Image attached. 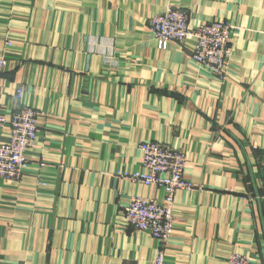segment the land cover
Here are the masks:
<instances>
[{
    "label": "crops",
    "instance_id": "0c3cea01",
    "mask_svg": "<svg viewBox=\"0 0 264 264\" xmlns=\"http://www.w3.org/2000/svg\"><path fill=\"white\" fill-rule=\"evenodd\" d=\"M167 7L239 27L223 81L192 39L158 48L148 20ZM0 57L6 117L38 112L21 178H0V264H153L156 242L123 216L133 195L163 198L124 176L146 141L180 149L192 183L165 263L264 264V0H0Z\"/></svg>",
    "mask_w": 264,
    "mask_h": 264
},
{
    "label": "built area",
    "instance_id": "2783aa9c",
    "mask_svg": "<svg viewBox=\"0 0 264 264\" xmlns=\"http://www.w3.org/2000/svg\"><path fill=\"white\" fill-rule=\"evenodd\" d=\"M188 16L184 9L167 7L164 12L152 15L148 20L150 32L159 49L164 50L170 42L179 44L193 40L189 57L199 67L205 68L217 79L227 76L229 60L232 57L231 42L239 27L227 21L214 19L200 22L194 27L187 24ZM6 45L9 47L10 42ZM6 64L0 57V68ZM22 87L16 91L19 98ZM37 114L30 106H20L9 118L0 108V129L7 127V139L0 140V178L5 181L18 180L27 166L26 152L34 145L37 137ZM142 154V169L125 173L124 176L145 186L162 189L163 198L158 201L141 195H133L123 209L127 226L136 231L150 234L156 242L153 264L165 263V249L170 241L175 223L173 197L177 190H187L192 183L184 177L186 157L180 149L163 142L146 141L138 145ZM44 166L43 163L39 164ZM261 167V199L264 201V155ZM227 264H252L251 259L239 253H231Z\"/></svg>",
    "mask_w": 264,
    "mask_h": 264
}]
</instances>
